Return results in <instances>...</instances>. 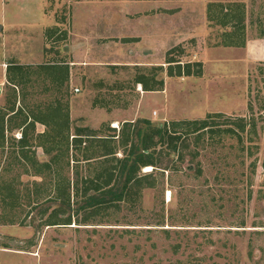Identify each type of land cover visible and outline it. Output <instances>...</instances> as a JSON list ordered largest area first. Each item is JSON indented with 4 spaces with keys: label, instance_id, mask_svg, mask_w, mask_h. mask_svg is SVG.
Here are the masks:
<instances>
[{
    "label": "rangeland",
    "instance_id": "374dc122",
    "mask_svg": "<svg viewBox=\"0 0 264 264\" xmlns=\"http://www.w3.org/2000/svg\"><path fill=\"white\" fill-rule=\"evenodd\" d=\"M43 4L0 27V264H264V0Z\"/></svg>",
    "mask_w": 264,
    "mask_h": 264
},
{
    "label": "trees",
    "instance_id": "16d2710c",
    "mask_svg": "<svg viewBox=\"0 0 264 264\" xmlns=\"http://www.w3.org/2000/svg\"><path fill=\"white\" fill-rule=\"evenodd\" d=\"M144 121L147 124L146 126L147 132L144 133L143 130L137 131V137L139 138L141 144V152L139 154H135V152H132L128 154L124 158V160H121V166L119 168V175L123 179V183L121 184V186H118V188L116 187L117 189L110 188L107 191L106 196L105 195H102L101 197L90 196L89 198L86 199L85 204H87L90 207L91 206L93 207L107 202L112 204L122 201L130 191V188L135 185L133 181V177L135 173L140 169V167L152 165L154 163L150 158V152L148 154H146V152L149 151L151 147H154L155 145V142L153 143L154 137L157 138L159 142L165 140V134L167 133V128H164V125L163 127H153L151 126L150 122H148L147 120ZM190 125L194 126L195 127L194 129L198 131L200 129L207 128L208 122L205 120H199V121L191 122ZM173 132L175 133V131ZM169 137L171 139L173 136L169 135ZM178 137L179 136H176L173 140H176ZM131 157H134L133 160L132 161L128 160ZM107 196H111V197L106 198Z\"/></svg>",
    "mask_w": 264,
    "mask_h": 264
},
{
    "label": "crops",
    "instance_id": "0c3cea01",
    "mask_svg": "<svg viewBox=\"0 0 264 264\" xmlns=\"http://www.w3.org/2000/svg\"><path fill=\"white\" fill-rule=\"evenodd\" d=\"M31 5L34 7L31 11ZM43 0H29V4L27 1L23 0H1L0 2V27L2 25H17V23H25L31 24L35 23L41 17V13L43 12ZM8 16V17H7ZM32 16H35V20H32ZM29 17L31 18L29 20ZM7 18L11 20V22L7 21ZM24 27V26H23ZM2 32V30L0 31ZM0 71L2 73V77L0 78V85L7 81L6 76L4 75V70L0 67Z\"/></svg>",
    "mask_w": 264,
    "mask_h": 264
},
{
    "label": "built area",
    "instance_id": "2783aa9c",
    "mask_svg": "<svg viewBox=\"0 0 264 264\" xmlns=\"http://www.w3.org/2000/svg\"><path fill=\"white\" fill-rule=\"evenodd\" d=\"M74 91H75V92H79V89H78V88H75Z\"/></svg>",
    "mask_w": 264,
    "mask_h": 264
},
{
    "label": "bare ground",
    "instance_id": "6f19581e",
    "mask_svg": "<svg viewBox=\"0 0 264 264\" xmlns=\"http://www.w3.org/2000/svg\"><path fill=\"white\" fill-rule=\"evenodd\" d=\"M115 123H116V122H115ZM114 127H115V126H114ZM145 169H146V168H145ZM148 169H150V167H148L147 170H148ZM150 171H151V170H150ZM170 193H171V192H170ZM170 193H169V194H170ZM167 198H168V197H167Z\"/></svg>",
    "mask_w": 264,
    "mask_h": 264
}]
</instances>
